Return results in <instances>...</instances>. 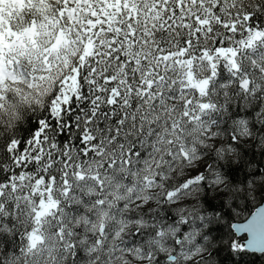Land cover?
<instances>
[{
    "label": "snow or ice",
    "instance_id": "1",
    "mask_svg": "<svg viewBox=\"0 0 264 264\" xmlns=\"http://www.w3.org/2000/svg\"><path fill=\"white\" fill-rule=\"evenodd\" d=\"M218 224L264 255V0H0V264H215Z\"/></svg>",
    "mask_w": 264,
    "mask_h": 264
},
{
    "label": "trees",
    "instance_id": "2",
    "mask_svg": "<svg viewBox=\"0 0 264 264\" xmlns=\"http://www.w3.org/2000/svg\"><path fill=\"white\" fill-rule=\"evenodd\" d=\"M208 199L211 201V194H208ZM211 203L219 206V201H211ZM212 210L211 208L209 209ZM252 206L249 205V208L245 212L251 211ZM226 221L228 225H231L234 222L243 221V216L237 218L233 215L226 214ZM213 231L211 232V237L216 241V247L212 251V260L215 264H264V255L252 254L248 252L236 253L231 250V248L223 243H220L222 240L229 239H238L243 240V238H236L230 227L225 224H218L212 226Z\"/></svg>",
    "mask_w": 264,
    "mask_h": 264
},
{
    "label": "water",
    "instance_id": "3",
    "mask_svg": "<svg viewBox=\"0 0 264 264\" xmlns=\"http://www.w3.org/2000/svg\"><path fill=\"white\" fill-rule=\"evenodd\" d=\"M241 222H243V221H241ZM241 222H234V223H241ZM235 235V237L236 238H246L245 237V234H239V235H236V234H234ZM248 253H251V252H248ZM252 254H259V255H262V254H260V253H252Z\"/></svg>",
    "mask_w": 264,
    "mask_h": 264
}]
</instances>
